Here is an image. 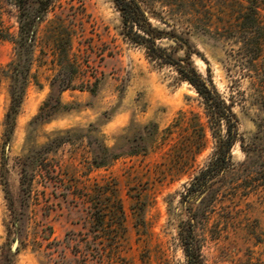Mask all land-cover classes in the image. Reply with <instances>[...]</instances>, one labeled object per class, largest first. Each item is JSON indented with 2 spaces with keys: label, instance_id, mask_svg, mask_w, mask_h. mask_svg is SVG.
I'll use <instances>...</instances> for the list:
<instances>
[{
  "label": "rangeland",
  "instance_id": "374dc122",
  "mask_svg": "<svg viewBox=\"0 0 264 264\" xmlns=\"http://www.w3.org/2000/svg\"><path fill=\"white\" fill-rule=\"evenodd\" d=\"M206 1L224 20L227 0ZM162 2L151 10L168 18L170 7ZM0 20L11 34L0 38V261L12 252L15 264H264V47L255 67L232 33L190 31L191 61L233 102L242 138L231 150L230 167L193 190L216 150L203 99L174 66L124 34L113 0H55L48 10L3 166L18 7L0 0ZM177 27L182 33L186 25ZM65 48L79 64L74 88L63 92L65 107L50 121L33 124ZM145 126L158 130L155 142L142 141ZM67 130L74 141L48 155L31 192H24L23 156ZM84 135L139 151L92 167Z\"/></svg>",
  "mask_w": 264,
  "mask_h": 264
},
{
  "label": "trees",
  "instance_id": "16d2710c",
  "mask_svg": "<svg viewBox=\"0 0 264 264\" xmlns=\"http://www.w3.org/2000/svg\"><path fill=\"white\" fill-rule=\"evenodd\" d=\"M18 7L19 31L14 38L15 58L9 64L7 76L10 79V104L4 121L2 165L6 166L9 159V146L13 138L17 119L31 80V71L35 55V47L39 25L44 21L48 10L55 0H7ZM119 10L124 34L133 42L144 45L148 53L163 63L174 66L181 76L189 81L197 90L205 106L208 122L216 139V150L206 168L195 177L191 188L197 190L206 184L222 170L229 168L232 162L231 150L241 141L239 120L234 111L233 102H228L217 90L211 79L204 78L191 61L195 46L191 41L190 31H219L224 29L233 35L236 42L243 44L248 50V62L258 66L263 55L264 47V0H227L222 12L223 19L218 18L213 5L206 0H197L204 6L203 12H196L193 8L196 0H158L168 7V18L152 9L156 0H113ZM153 1V2H152ZM178 7H181L179 9ZM196 7V6H195ZM184 8V9H183ZM151 16L156 17L169 29L154 25ZM172 19V22L171 20ZM224 21V22H223ZM220 22H223L222 26ZM186 25L182 33L177 25ZM11 34L2 26L0 20V38L8 39ZM170 39L176 42L175 46H164L160 40ZM70 38L68 44L70 45ZM184 48L185 55H179ZM59 70L51 81V91L44 101L32 123H45L50 121L64 107L62 94L74 88V80L79 72V64L70 57L69 50L65 48L58 60ZM91 91H95L93 88ZM223 126L225 134L222 133ZM144 127L141 139L145 143L155 142V132H148ZM71 130L54 133L48 140L40 145L31 147L21 160V186L24 192H31L36 173L44 168L48 162V155L58 150L62 145L74 141ZM91 153V166L96 168L107 167L114 160L125 154H135L139 150L122 146L109 147L96 136H83ZM141 139L138 145L141 143ZM145 144L143 151H148ZM7 183L6 181L4 182ZM7 186V184H6ZM103 219L100 218V223ZM191 236V234H190ZM191 238V237H190ZM0 264H15L14 253H9Z\"/></svg>",
  "mask_w": 264,
  "mask_h": 264
},
{
  "label": "water",
  "instance_id": "95a60500",
  "mask_svg": "<svg viewBox=\"0 0 264 264\" xmlns=\"http://www.w3.org/2000/svg\"><path fill=\"white\" fill-rule=\"evenodd\" d=\"M16 244H17V242H16L15 245H14V249L16 248Z\"/></svg>",
  "mask_w": 264,
  "mask_h": 264
}]
</instances>
